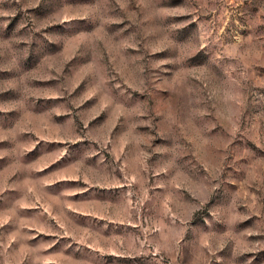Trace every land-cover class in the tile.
<instances>
[{
  "label": "rangeland",
  "instance_id": "obj_1",
  "mask_svg": "<svg viewBox=\"0 0 264 264\" xmlns=\"http://www.w3.org/2000/svg\"><path fill=\"white\" fill-rule=\"evenodd\" d=\"M0 264H264V0H0Z\"/></svg>",
  "mask_w": 264,
  "mask_h": 264
}]
</instances>
